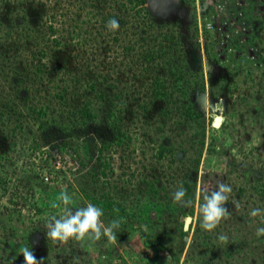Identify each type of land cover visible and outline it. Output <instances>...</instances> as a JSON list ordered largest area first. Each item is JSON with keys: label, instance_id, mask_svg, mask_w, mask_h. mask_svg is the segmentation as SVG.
Returning a JSON list of instances; mask_svg holds the SVG:
<instances>
[{"label": "rangeland", "instance_id": "obj_1", "mask_svg": "<svg viewBox=\"0 0 264 264\" xmlns=\"http://www.w3.org/2000/svg\"><path fill=\"white\" fill-rule=\"evenodd\" d=\"M37 1L0 0V44L19 54V66L49 63L54 54L48 41L50 16H55L57 36H67L76 20L82 21L74 13L75 0H42L46 7ZM147 1L154 17L146 30L149 40L127 49L131 38L140 39L142 28L134 19L121 27L118 13L119 28L111 32L100 21L82 23L81 46L66 54L74 65L80 60L87 72L117 79L112 108L130 140L107 155L111 173H101L97 152L107 133L106 101L90 106L97 124L89 133L83 129L86 134L74 139L70 150L41 144L28 150L24 162L17 159L18 146H30L34 134L16 136L11 130L16 122H4L2 115L32 121L28 108L35 103L30 97L45 104L55 78L43 73L34 86L38 89L33 87L36 92H22L28 101L18 98L10 112L2 113L9 105L0 102V177L8 181L0 182V264H29L25 250L35 264H264V234L257 235L264 228V0ZM117 8L109 1L105 10ZM72 41L71 46L77 44ZM19 44L23 54L11 47ZM43 47L47 57L41 60L37 52ZM147 48L155 52L145 61ZM52 62L50 71L56 65ZM73 88L68 98L93 97ZM2 93L15 97L9 88ZM53 108L50 116L58 114ZM60 111V121H69L65 117L72 107L65 104ZM220 184L231 188L223 205L228 216L208 231L201 227L199 206ZM181 187L186 196L177 203L173 193ZM62 192L71 198L67 206ZM88 203L103 210L106 225L120 221L114 241L102 236L99 241L63 242L47 236L51 216ZM253 209L259 214L250 215Z\"/></svg>", "mask_w": 264, "mask_h": 264}, {"label": "trees", "instance_id": "obj_2", "mask_svg": "<svg viewBox=\"0 0 264 264\" xmlns=\"http://www.w3.org/2000/svg\"><path fill=\"white\" fill-rule=\"evenodd\" d=\"M75 1H77V3L74 4L77 6V10L74 13L76 14V16L82 17V21L76 20V23L73 25L71 30L68 31L67 36L56 35L59 30L55 24L56 21H54L55 16H50L51 21L48 25V30L50 32V37L52 36V38L48 41L53 42L52 47L54 54L48 61L49 63L53 61L56 64L52 68V71H50L51 67L49 63L46 62H43L42 64L40 63L39 67H37V65L32 66L29 64L19 66L17 64L18 61L16 60L19 54L17 52L11 53L10 50H8L9 46H7L6 49L4 47L5 44H0V102H2V107H7L6 105H9V109H7L5 112L2 111V113L10 112V108L18 103V98H21L20 100L28 101V96L23 97L21 96V93L28 92L29 94H32L33 91L36 92L34 89H38L37 87L38 84H40L42 81L41 75L43 73L45 74V72H47L52 75V77L54 76L56 81L53 84L52 88L53 91H56H52L51 96L47 101H45V104L42 103L41 99L36 102L35 95L30 97V99L35 103V105H29L28 108L30 110L29 113L31 117L33 118L32 121H29L30 123L25 119L17 120L18 118L13 121L12 113H9L6 116L2 115L3 118L6 117L3 121L8 122L9 124L12 122H16L14 123L15 125L13 126V128H11V130L13 134L19 136L20 138L27 137L26 134L29 131L34 134L31 139L32 143L30 142V146L25 148H23V146H18L19 154H17V159L21 160V162H24L27 161L28 155H30L28 150H38L42 147L41 144L49 145L51 149H56L58 151L67 152L68 149L70 150V145H72L74 139L80 140L81 133L82 135L89 133V129L92 127V125L97 124L96 121L98 115L95 116L92 113V108L90 106L93 105L94 102L103 103L104 101H106V113L103 118L107 133L100 138L98 142L97 152L99 154V159H101V173L105 174L107 169H109L111 173L113 167L111 166V162L109 161V157H107V155H110L112 152L123 147L124 144L127 143L125 141L126 138L128 141L130 140V136L123 133L121 130V126L118 125L120 118L119 116H117L116 111L112 108L114 107L112 105V102L116 101L113 99H117L118 97L117 93H113L117 89V79L110 80L107 77V74H102L101 72H97L96 70L87 72V68L84 65H80V60H77L76 64L74 65L72 64L69 56H67L66 54L70 53V50H75L76 47L81 46L80 43L82 42L80 41L82 40V36L84 34V29H82L81 27L82 23H88L89 25L93 23V21L95 24H98L100 21L101 23H103V25H105V28H107L109 20L117 17L116 15L119 13L118 20L121 22V27L126 28V26H131L129 22L134 19L138 25L140 24L139 26H141L142 31L141 33H138L140 39L131 38V42H129V45L126 46L127 49H130V47L136 45L139 40H149V36H147L148 32L146 33V30L154 25V17H152L147 7V0ZM109 1H114L115 4H117L118 8L113 12L105 10L106 3H108ZM37 4L38 6L46 7L45 1H37ZM6 21H10V18L8 16L6 17ZM65 24L67 25L66 22ZM6 33H8V36H10V32ZM20 33V35L22 36L23 32ZM96 33L99 34L98 30ZM20 38L14 40V43H16V45L19 41H21ZM71 39L77 40V44H73L71 46V44L74 43V41H72ZM65 40H71V42L68 41L66 43ZM117 40H119V38H117ZM16 45L11 47H16V49L23 54L22 46L20 44L19 46ZM23 47H26V45H23ZM146 50L147 53L144 52L143 57L145 61H148L153 56L155 50L152 48H147ZM37 54H40L41 60L45 59L47 57L46 48H41L37 52ZM156 83H158V81H156ZM36 84L37 87H34ZM69 87H74L73 89L80 92L83 91L82 93L84 94V96L92 94L93 97H82L79 100L68 98L67 93ZM161 87L162 85L159 86V90ZM6 88L15 91V97L6 98V93H2ZM109 92H111L114 98L109 97ZM109 99L111 100V102ZM12 100L15 102H13ZM65 104L72 107V111L68 113H71L73 116L69 114L65 117V119L69 118V121H60L62 119H60V117L61 115H63V112H61L60 109H62L63 105ZM52 106L57 107L56 109L58 114H56L55 116H53L54 114L50 116L51 112H55L54 108L52 109ZM196 109V107L192 108V110H194L196 114H199L200 112L196 111ZM49 110H51V112H49ZM19 114H21L20 111ZM35 124H37V127L33 128ZM83 129L84 132L87 131L85 134H83L84 132H82ZM19 137L16 140L17 142L22 141ZM86 142L87 140H84L85 144ZM18 160L16 162L20 163ZM6 178L7 177L3 175L2 177H0V182H3V184H5V182L8 183V181H6ZM262 190H264V185ZM93 200L103 208L112 209L111 205L107 202H102L97 198H93ZM116 211L117 210L112 209L113 213H115Z\"/></svg>", "mask_w": 264, "mask_h": 264}, {"label": "clouds", "instance_id": "obj_3", "mask_svg": "<svg viewBox=\"0 0 264 264\" xmlns=\"http://www.w3.org/2000/svg\"><path fill=\"white\" fill-rule=\"evenodd\" d=\"M108 27L110 30H116L119 28V22L111 19L108 22ZM228 192H231V188L225 184H220L219 190L212 191L210 195L206 194L204 196V203L199 206V213L202 216L201 227L203 229L212 231L223 218L228 216V210L223 206L227 201L225 193ZM185 196L186 191L182 187L173 193V199L177 203L184 202ZM60 199L65 206L71 203V198L66 193L62 192ZM57 206L53 204V207ZM237 207L239 206L237 205ZM259 212V209H253L250 215L256 216ZM103 215V210L91 203H88L86 207L75 210V212L71 208L65 207L63 215L59 217L53 215L46 223L47 236L53 240L63 242H67L69 239L83 241L85 238L99 241L102 236L107 237L110 242L114 241L116 238L115 230L120 227V221L113 220L106 225L101 219ZM262 234H264V228H259L257 235ZM220 239L226 240L227 237L221 236ZM25 256L29 264H35V257L31 252L25 250Z\"/></svg>", "mask_w": 264, "mask_h": 264}, {"label": "water", "instance_id": "obj_4", "mask_svg": "<svg viewBox=\"0 0 264 264\" xmlns=\"http://www.w3.org/2000/svg\"><path fill=\"white\" fill-rule=\"evenodd\" d=\"M220 117H217L216 119H215V122H214V125L215 126H220V124H221V122H220ZM190 221V218H187V222H189Z\"/></svg>", "mask_w": 264, "mask_h": 264}]
</instances>
